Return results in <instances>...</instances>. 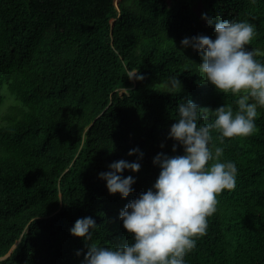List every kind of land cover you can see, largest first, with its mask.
Here are the masks:
<instances>
[{"label": "trees", "instance_id": "16d2710c", "mask_svg": "<svg viewBox=\"0 0 264 264\" xmlns=\"http://www.w3.org/2000/svg\"><path fill=\"white\" fill-rule=\"evenodd\" d=\"M202 13L255 24L247 47L264 62V0H0V91H9L0 93V107L7 96L16 104L0 116V264H82L90 243L131 242L120 211L154 184L158 153L183 154L167 138L176 106L188 97L200 107H235V96L200 78L201 54L180 43L215 39ZM173 77L182 85L170 87ZM259 112L251 136L221 144L212 132L222 161L237 165L236 187L218 195L187 264H264ZM133 148L144 156L138 173H123L136 183L122 199L98 174L136 161ZM87 216L98 225L88 242L70 233Z\"/></svg>", "mask_w": 264, "mask_h": 264}, {"label": "clouds", "instance_id": "9594fccd", "mask_svg": "<svg viewBox=\"0 0 264 264\" xmlns=\"http://www.w3.org/2000/svg\"><path fill=\"white\" fill-rule=\"evenodd\" d=\"M201 18L215 25V39L200 34L185 37L180 43L201 54L202 62L196 63L200 78L218 93L235 96V107L222 104L210 109L183 98L176 106V122L167 137L175 141L172 152L181 146L183 154L158 153L153 158V164L160 169L154 184L119 213L131 242L116 246L90 243L82 264H187L186 256L196 248L197 238L207 231L208 218L217 211L218 195L236 187L237 165L222 161L224 149L212 146V132L219 133L223 144L225 138L248 137L258 131L256 120L259 109L264 108V62L247 47L256 34L255 24L218 19L208 13H202ZM135 78L143 80L144 76ZM180 85L177 77L170 79V87ZM210 116V123H201ZM137 154L136 161L112 162L108 171L98 174L106 181L109 194H119L124 199L135 191L136 178L123 173L140 171L144 153L139 148L128 152L129 156ZM97 228L92 216L81 217L70 233L88 242Z\"/></svg>", "mask_w": 264, "mask_h": 264}, {"label": "rangeland", "instance_id": "374dc122", "mask_svg": "<svg viewBox=\"0 0 264 264\" xmlns=\"http://www.w3.org/2000/svg\"><path fill=\"white\" fill-rule=\"evenodd\" d=\"M117 1H120V0H115V3H116ZM0 93H1L3 96L5 95V93L9 94V91H8V89H7V86L4 85V86L1 88ZM3 104H4V103H3ZM11 106H16V104L14 103V100H12L11 97L7 96V99H6L5 104L2 105V106L0 107V116H1L2 114L5 113V110H6L8 107H11ZM2 123H4V122H3V120H2L1 117H0V125H1Z\"/></svg>", "mask_w": 264, "mask_h": 264}, {"label": "water", "instance_id": "95a60500", "mask_svg": "<svg viewBox=\"0 0 264 264\" xmlns=\"http://www.w3.org/2000/svg\"><path fill=\"white\" fill-rule=\"evenodd\" d=\"M119 1H117L115 4L117 5Z\"/></svg>", "mask_w": 264, "mask_h": 264}]
</instances>
